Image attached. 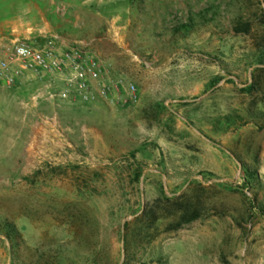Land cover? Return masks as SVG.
Segmentation results:
<instances>
[{"label":"rangeland","instance_id":"374dc122","mask_svg":"<svg viewBox=\"0 0 264 264\" xmlns=\"http://www.w3.org/2000/svg\"><path fill=\"white\" fill-rule=\"evenodd\" d=\"M2 29L138 101L0 89V264H264V0H0Z\"/></svg>","mask_w":264,"mask_h":264},{"label":"built area","instance_id":"2783aa9c","mask_svg":"<svg viewBox=\"0 0 264 264\" xmlns=\"http://www.w3.org/2000/svg\"><path fill=\"white\" fill-rule=\"evenodd\" d=\"M23 80L47 84L51 98L83 106L105 104L127 108L138 101L133 84L106 80L93 61L82 60L75 48L60 50L54 40L36 46L25 39L0 38V89H10ZM43 98L41 93L32 101Z\"/></svg>","mask_w":264,"mask_h":264},{"label":"trees","instance_id":"16d2710c","mask_svg":"<svg viewBox=\"0 0 264 264\" xmlns=\"http://www.w3.org/2000/svg\"><path fill=\"white\" fill-rule=\"evenodd\" d=\"M262 59H264V53H262L261 56H259V62L260 63H262L261 62ZM167 202H171V201L167 200ZM196 218H197V216H194L193 218H190L187 222H190ZM159 219L160 218L156 217L154 215V213L151 212L150 209L148 210L147 208L144 207L142 214L139 217H136L132 224L140 222L142 224V230H144V232L148 233L154 227V225L159 221ZM130 225H131V223H126L123 227V231L126 234L128 233ZM7 228L9 229L11 235L14 236L13 232L15 233V228L12 225L7 226ZM9 239L11 240L10 236H9ZM125 239L126 238L124 237V241H125Z\"/></svg>","mask_w":264,"mask_h":264},{"label":"crops","instance_id":"0c3cea01","mask_svg":"<svg viewBox=\"0 0 264 264\" xmlns=\"http://www.w3.org/2000/svg\"><path fill=\"white\" fill-rule=\"evenodd\" d=\"M14 31H16V32H14ZM21 35H23V36H21ZM11 37H15L17 39H25V40H28L25 37V31H20V30L17 31V29H11V32L9 34L6 29L0 30V38H11ZM18 37H22V38H18Z\"/></svg>","mask_w":264,"mask_h":264}]
</instances>
